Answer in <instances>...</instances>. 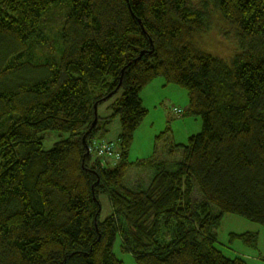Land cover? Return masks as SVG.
<instances>
[{
	"label": "trees",
	"instance_id": "trees-1",
	"mask_svg": "<svg viewBox=\"0 0 264 264\" xmlns=\"http://www.w3.org/2000/svg\"><path fill=\"white\" fill-rule=\"evenodd\" d=\"M214 17L228 57L204 47ZM157 79L187 92L202 129L134 190L129 149ZM116 116L119 160L92 163ZM51 131L70 138L45 151ZM224 215L264 226V0H0V264H123L119 238L135 264H248L218 248Z\"/></svg>",
	"mask_w": 264,
	"mask_h": 264
},
{
	"label": "rangeland",
	"instance_id": "rangeland-1",
	"mask_svg": "<svg viewBox=\"0 0 264 264\" xmlns=\"http://www.w3.org/2000/svg\"><path fill=\"white\" fill-rule=\"evenodd\" d=\"M216 19L212 18V31L204 38V43L211 53L223 58L230 56L232 39L224 37L216 29ZM204 45V44H203ZM142 107L147 115L140 123L133 135L129 149L128 160L134 165L124 178L123 186L134 190H145L155 174L162 168L173 170L179 160V152L173 146L185 145L191 136L197 135L202 129V120L198 116L189 114L187 92L174 85H166L162 79H157L149 84L141 93ZM107 103L98 109L100 117L112 114ZM180 110L181 114L175 112ZM4 130H6L7 123ZM120 134V120L116 116L111 119L108 133L99 132L96 138L104 142L114 143L118 152V136ZM42 137V148L45 151L52 149L56 143L67 140L70 134L61 132H45ZM92 163L96 156L91 154ZM105 164L113 167V162L103 158ZM102 211L100 220L111 215V208L105 196L99 198ZM245 233L257 235L254 247L245 246L236 237ZM218 248L223 254L233 259L243 258L248 264H264V226L251 223L236 215L221 217L219 227L216 229ZM234 236L235 238H231ZM114 255L123 264H135L131 253L123 252L120 248V238L114 245Z\"/></svg>",
	"mask_w": 264,
	"mask_h": 264
},
{
	"label": "built area",
	"instance_id": "built-area-1",
	"mask_svg": "<svg viewBox=\"0 0 264 264\" xmlns=\"http://www.w3.org/2000/svg\"><path fill=\"white\" fill-rule=\"evenodd\" d=\"M177 113H181L180 110H175ZM116 145L114 143H108L104 141L93 142L89 150L99 158H107L114 162L119 160V154L115 150Z\"/></svg>",
	"mask_w": 264,
	"mask_h": 264
},
{
	"label": "water",
	"instance_id": "water-1",
	"mask_svg": "<svg viewBox=\"0 0 264 264\" xmlns=\"http://www.w3.org/2000/svg\"><path fill=\"white\" fill-rule=\"evenodd\" d=\"M111 96H112V95H109L108 97H106V98L104 99V101H106L107 99H109ZM94 110H95V120H94V123H93V127L96 126L97 121H98V119H97V105L94 106Z\"/></svg>",
	"mask_w": 264,
	"mask_h": 264
}]
</instances>
